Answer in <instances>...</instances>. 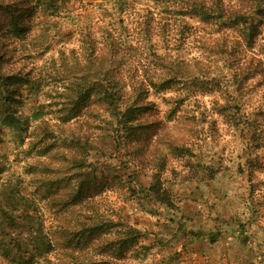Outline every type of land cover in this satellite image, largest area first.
Masks as SVG:
<instances>
[{
	"label": "rangeland",
	"instance_id": "obj_1",
	"mask_svg": "<svg viewBox=\"0 0 264 264\" xmlns=\"http://www.w3.org/2000/svg\"><path fill=\"white\" fill-rule=\"evenodd\" d=\"M192 1L51 0L21 14L23 40L0 23L25 73L0 199L23 195L51 244L32 264H264V0H221L235 21ZM111 84L132 112L120 136Z\"/></svg>",
	"mask_w": 264,
	"mask_h": 264
},
{
	"label": "trees",
	"instance_id": "obj_2",
	"mask_svg": "<svg viewBox=\"0 0 264 264\" xmlns=\"http://www.w3.org/2000/svg\"><path fill=\"white\" fill-rule=\"evenodd\" d=\"M39 1L40 0L0 1V23L7 21L9 17L10 20L16 24V27H20L18 33L21 35L16 39L23 40L25 34L28 33L30 26L22 25L23 23H21L20 16L23 12L35 8ZM32 2L33 4H31ZM50 2L51 0H43L42 3L39 4L44 6ZM255 5H257L260 9V4H258V1L255 3ZM191 8H198L202 16L205 18L210 16L212 13H215L217 14L218 18H227L235 21V17L237 16V10H235L230 5H227V3H223L221 0H193ZM13 12L17 15L14 16L11 14ZM262 12L263 11L260 9V13ZM6 41L11 40L7 39ZM107 52L111 56L116 55L118 52L116 38L112 37L111 34L107 40ZM16 56L19 59L21 57L20 54ZM13 57L14 55L11 53V49L7 48L4 42L0 43V134L3 128L9 127L16 130V126L20 124L18 123V119L15 116L14 111H12L10 108L8 91L13 90L12 86L14 83L25 82L23 80L25 73L21 68H17L15 71H13L11 68V59ZM167 79L169 80L170 78L166 76L164 81L154 84L153 86L159 89V86H165V80ZM113 87L114 84H111L108 89H103L102 101L106 103L108 107L110 105V114L112 116L114 115L116 119L119 113L123 114V119H117V123L115 124L114 128L115 134L120 136V133L123 131L129 132L130 126L128 125V121L130 118H132V112L129 106L125 107L124 110L120 108V102L123 97L122 94L114 93L112 89ZM81 99L83 102H85L83 96H81ZM4 167V161L0 160V173L4 170ZM15 199L10 197L9 194L0 199V255H2L8 260V262H11L12 264H32L38 257L43 255L44 252L51 248V244L44 235L37 236V234L30 232L33 229V225L29 220V215L31 214H29L26 207L27 203L19 201V199L24 201L23 195L20 193L15 197ZM75 199L76 198L73 197L71 201H74ZM159 200L166 203L163 198H160ZM22 229H25L27 233L23 235L20 232ZM35 230L37 229L35 228ZM240 230H244L243 224L239 226V231ZM188 232L195 238H199V236L201 237L203 235L201 230ZM219 232L220 230H218V228H215L210 232L207 231L205 233L207 236V242L215 243L216 240L219 239Z\"/></svg>",
	"mask_w": 264,
	"mask_h": 264
}]
</instances>
